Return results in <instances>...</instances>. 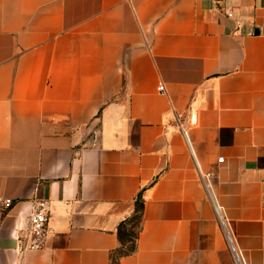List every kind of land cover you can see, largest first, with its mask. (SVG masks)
<instances>
[{"label":"crops","instance_id":"crops-1","mask_svg":"<svg viewBox=\"0 0 264 264\" xmlns=\"http://www.w3.org/2000/svg\"><path fill=\"white\" fill-rule=\"evenodd\" d=\"M139 191L120 264H264V0H0V264H109Z\"/></svg>","mask_w":264,"mask_h":264},{"label":"trees","instance_id":"trees-1","mask_svg":"<svg viewBox=\"0 0 264 264\" xmlns=\"http://www.w3.org/2000/svg\"><path fill=\"white\" fill-rule=\"evenodd\" d=\"M141 191L134 199V209L130 216L119 222L116 228L118 246L110 252L109 264H120V260L136 251L138 235L141 231L143 200Z\"/></svg>","mask_w":264,"mask_h":264},{"label":"built area","instance_id":"built-area-1","mask_svg":"<svg viewBox=\"0 0 264 264\" xmlns=\"http://www.w3.org/2000/svg\"><path fill=\"white\" fill-rule=\"evenodd\" d=\"M157 90L162 92L164 90L163 84H159ZM222 161V159H218ZM11 201L9 199H0L1 205H9ZM48 210L47 203L43 200H35L32 205V209L28 215V225L24 231L23 239L24 249H39L42 247L49 229H48ZM232 254L235 259V263L239 264L237 253L231 248Z\"/></svg>","mask_w":264,"mask_h":264}]
</instances>
